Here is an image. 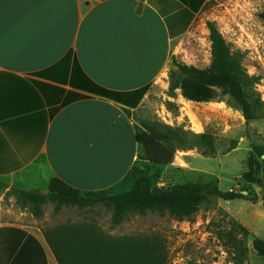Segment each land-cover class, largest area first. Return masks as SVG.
Masks as SVG:
<instances>
[{"label": "crops", "instance_id": "crops-1", "mask_svg": "<svg viewBox=\"0 0 264 264\" xmlns=\"http://www.w3.org/2000/svg\"><path fill=\"white\" fill-rule=\"evenodd\" d=\"M207 1L0 0L4 191L40 192L54 177L81 192L131 188L147 90L137 104L131 93L167 74L171 42ZM25 219H0V264H58L40 221Z\"/></svg>", "mask_w": 264, "mask_h": 264}, {"label": "rangeland", "instance_id": "rangeland-1", "mask_svg": "<svg viewBox=\"0 0 264 264\" xmlns=\"http://www.w3.org/2000/svg\"><path fill=\"white\" fill-rule=\"evenodd\" d=\"M263 5L264 0H208L194 14L188 30L171 42L167 74L148 86L134 114L138 129L144 122L181 126L197 134L206 131L215 146V153L208 156L197 148L177 150L166 165L138 157L134 165L138 171L130 174L134 179L149 175L157 187L212 182L221 191H240L246 199L215 198L202 204L190 219H176L158 211L131 213L119 225L111 224V210L102 204L90 209L63 206L55 210V203L48 201L42 206L38 225L43 230L82 225L94 228L101 240L112 243L155 238L164 247L165 264H235L234 239L246 248L239 264H264V258L252 247L254 237L264 240V162L253 149L255 144H264V119L247 123L241 111L227 104V97L220 93L214 100L197 102L185 99L179 89L168 91L173 59L200 69L210 64L207 22H213L246 72L257 78L254 86L264 101V21L258 16ZM252 161L257 162L258 169L253 173L254 182L247 183L243 174L249 172ZM127 181L113 192L129 190L123 188ZM8 190H0L1 221L31 218L29 210ZM238 225L248 233L237 229Z\"/></svg>", "mask_w": 264, "mask_h": 264}, {"label": "trees", "instance_id": "trees-1", "mask_svg": "<svg viewBox=\"0 0 264 264\" xmlns=\"http://www.w3.org/2000/svg\"><path fill=\"white\" fill-rule=\"evenodd\" d=\"M258 16L264 21V5ZM207 29L210 64L200 69L173 59L174 68L168 73V91L172 93L179 89L185 99L197 102L214 100L220 93L227 97V104L241 111L247 123L264 119V101L254 86L257 78L246 72L239 57L231 51L213 22H207ZM89 88L114 99L122 98V93L106 90L90 81ZM147 89L148 85L131 93L135 97L134 104H137ZM140 126L135 134L139 146L138 157L143 156L152 163L169 164L177 150L197 148L205 156L215 153L214 139L206 131L197 134L181 126L173 127L162 123L143 122ZM253 149L259 156L264 155V144H255ZM262 161L264 162V158ZM249 166L250 170L243 174V178L247 183H252L258 164L252 161ZM133 171H138L137 167L132 166L129 174ZM134 180L129 190L119 193L109 190L81 192L56 177L49 181L47 194L13 187L8 192L15 195L20 200L19 204L37 219L43 216L42 206L48 201L55 203V210L63 206L90 209L102 204L111 210L112 225H119L131 213L145 214L147 211L167 212L176 219H190L202 204L210 203L215 198L246 199L240 191H221L212 182L176 183L152 193L154 185L151 176L140 175ZM5 188L6 184L0 181V190ZM262 200L264 203V198ZM237 229L248 233L243 226ZM44 234L58 264L166 263L164 247L155 238L138 237L128 243L105 242L101 240L100 232L82 225L47 228ZM232 241L235 257L237 255L235 264H239L246 248L238 245L234 239ZM252 247L264 258V240L254 237Z\"/></svg>", "mask_w": 264, "mask_h": 264}, {"label": "water", "instance_id": "water-1", "mask_svg": "<svg viewBox=\"0 0 264 264\" xmlns=\"http://www.w3.org/2000/svg\"><path fill=\"white\" fill-rule=\"evenodd\" d=\"M262 158H264V155H262ZM164 187L161 186V187H157V186H154L151 190L152 193H156L158 192L159 190L163 189ZM40 193L42 194H47L48 193V190H43V191H40ZM260 200V199H259Z\"/></svg>", "mask_w": 264, "mask_h": 264}]
</instances>
